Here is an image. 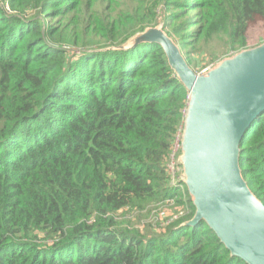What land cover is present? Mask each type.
I'll return each mask as SVG.
<instances>
[{"label": "trees", "instance_id": "obj_1", "mask_svg": "<svg viewBox=\"0 0 264 264\" xmlns=\"http://www.w3.org/2000/svg\"><path fill=\"white\" fill-rule=\"evenodd\" d=\"M150 1L0 0V264H245L204 222L177 228L194 214L168 168L187 91L162 47L87 50L161 21L197 72L218 43L264 41V0ZM239 159L264 204V112Z\"/></svg>", "mask_w": 264, "mask_h": 264}, {"label": "water", "instance_id": "obj_2", "mask_svg": "<svg viewBox=\"0 0 264 264\" xmlns=\"http://www.w3.org/2000/svg\"><path fill=\"white\" fill-rule=\"evenodd\" d=\"M158 43L187 91L176 163L194 214L178 229L204 222L230 258L264 264V204L240 169V144L264 112V41L224 56L196 72L162 22L117 45L87 51L128 50Z\"/></svg>", "mask_w": 264, "mask_h": 264}, {"label": "rangeland", "instance_id": "obj_3", "mask_svg": "<svg viewBox=\"0 0 264 264\" xmlns=\"http://www.w3.org/2000/svg\"><path fill=\"white\" fill-rule=\"evenodd\" d=\"M151 3H156L157 4V10L158 8H160L158 10V13L161 14V9H163V4H162V0H151L150 1ZM156 10V12H157ZM161 22V21H160ZM163 24V22H162ZM260 28V27H256L253 31H252V40H253V37L257 36L258 34H254L255 31H257V29ZM163 29L166 31V29L164 28V25H163ZM260 30V29H259ZM259 39V36L256 37V41ZM258 44V43H257ZM256 45V44H255ZM253 46V45H252ZM213 53H216L215 56L212 58L211 56H209V54H202L200 55L197 54L196 56H194V58H196L199 63H200V71H203L205 69H207L208 67H210L211 65H213L215 62H217L218 60H220L221 58H223L224 56H227L228 54H221V45L220 43L217 44V47L215 49V51H213ZM200 71H197V72H200ZM177 155V154H176ZM174 165V164H172ZM174 168L177 170L179 169V166H174ZM166 208H160V209H164L165 211H172L175 207H179L177 204L175 203H168L167 205H165ZM159 209V207L157 206H154V208L152 210H157ZM149 210H151V206L148 205L146 207H144L141 211V214L138 215L136 214L135 216L131 217L130 219L133 220V221H129L130 225L133 226V223L135 222L137 224V219H140V220H147L148 217H149ZM187 212H182L181 215L183 214H186ZM178 215V213L172 215L168 220H172L174 217H176ZM158 218H161V217H158ZM165 223H162V224H155L153 226V230L157 231L159 227H162L160 225H164ZM146 226V225H145Z\"/></svg>", "mask_w": 264, "mask_h": 264}, {"label": "built area", "instance_id": "obj_4", "mask_svg": "<svg viewBox=\"0 0 264 264\" xmlns=\"http://www.w3.org/2000/svg\"><path fill=\"white\" fill-rule=\"evenodd\" d=\"M160 8H158V10ZM178 147H179V144H178V141H176L173 144V149H172V152H171L170 162H169V165H168V168H169V170L172 173L170 181H169L170 185H172V186H176L178 184V182L181 181L180 167L177 170L174 168V166H178L177 163H176V154L178 152ZM172 164H174V165H172ZM178 172H179V174H178ZM171 202L174 203L173 200L169 199L168 203H171ZM168 203H165V204L167 205ZM161 212H163V211H161ZM182 212H186V210L185 209H180V211H178V215L176 217H174L173 219H176L178 216H180L182 214ZM172 220H167L166 222H164L165 224L164 225H160L162 227H159L158 230L162 231V229L167 225V223H170Z\"/></svg>", "mask_w": 264, "mask_h": 264}]
</instances>
